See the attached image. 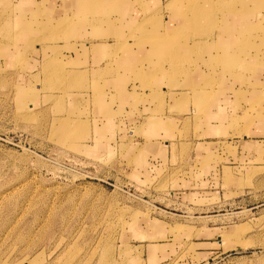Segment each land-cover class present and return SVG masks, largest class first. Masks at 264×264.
<instances>
[{
    "label": "rangeland",
    "instance_id": "obj_1",
    "mask_svg": "<svg viewBox=\"0 0 264 264\" xmlns=\"http://www.w3.org/2000/svg\"><path fill=\"white\" fill-rule=\"evenodd\" d=\"M0 264H264V0H0Z\"/></svg>",
    "mask_w": 264,
    "mask_h": 264
},
{
    "label": "crops",
    "instance_id": "obj_2",
    "mask_svg": "<svg viewBox=\"0 0 264 264\" xmlns=\"http://www.w3.org/2000/svg\"><path fill=\"white\" fill-rule=\"evenodd\" d=\"M74 2H75V1H74ZM162 2H163V0H162ZM72 5H74V4L72 3ZM72 5H71V6H72ZM131 5H133V4H131ZM133 7H134V8H133ZM70 9H75V8H70ZM134 10H135V6H134V5L131 6V8L128 9V14H129V15H128V17H127V15H126V18H127V19H130V18H132V20L137 19V18H136V17H137L136 15H135V17L132 15V14H134V13H133ZM137 12H138V11H137Z\"/></svg>",
    "mask_w": 264,
    "mask_h": 264
},
{
    "label": "bare ground",
    "instance_id": "obj_3",
    "mask_svg": "<svg viewBox=\"0 0 264 264\" xmlns=\"http://www.w3.org/2000/svg\"><path fill=\"white\" fill-rule=\"evenodd\" d=\"M221 4V3H220ZM75 16L77 17V16H79V14H75ZM53 33V32H52ZM53 35V34H52Z\"/></svg>",
    "mask_w": 264,
    "mask_h": 264
}]
</instances>
